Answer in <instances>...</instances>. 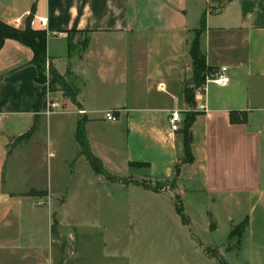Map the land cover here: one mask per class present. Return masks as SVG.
<instances>
[{
    "label": "crops",
    "instance_id": "crops-1",
    "mask_svg": "<svg viewBox=\"0 0 264 264\" xmlns=\"http://www.w3.org/2000/svg\"><path fill=\"white\" fill-rule=\"evenodd\" d=\"M29 12L31 26L45 31L47 62L76 91L73 100L57 86L44 91L35 110L36 95L47 83L35 79L31 49L3 39L0 259L136 264L142 231L130 226L147 220L164 227L159 232L148 228L146 243L179 254L177 262L161 264H218V257L226 264L235 258L240 264H264V0H0L5 23L22 27ZM38 17L44 18L42 26ZM195 30L208 70L225 65L229 79L195 87L188 104L183 88L191 76L188 50ZM49 98L66 110L44 114ZM199 102L205 110L196 108ZM75 106L87 113L76 114ZM108 108L115 110L116 120L102 117ZM172 108L181 115L175 131L167 122ZM187 110L194 112L190 161L180 129ZM229 110L243 111L244 120L229 121ZM80 120L89 151L114 179L96 173L79 152L74 134ZM42 126L56 138L67 129L72 146L62 159L67 178L57 186L6 184L8 156L30 143ZM30 128L27 139L17 138ZM48 154L59 153L50 149ZM29 189L45 192L29 194ZM24 195L43 198L46 213L35 212L42 204L24 202ZM122 195L130 222L124 249L116 246V234L107 241L104 224L107 215L123 218ZM107 204L112 209L107 211Z\"/></svg>",
    "mask_w": 264,
    "mask_h": 264
},
{
    "label": "rangeland",
    "instance_id": "rangeland-1",
    "mask_svg": "<svg viewBox=\"0 0 264 264\" xmlns=\"http://www.w3.org/2000/svg\"><path fill=\"white\" fill-rule=\"evenodd\" d=\"M85 32H78V34L84 35ZM211 71H206L205 74H209ZM58 101V99H55ZM45 114V113H44ZM71 139L65 128L59 138H56L52 132L48 129L45 131L42 126L41 129H38L32 141L26 145L20 146L18 149L13 150L8 156V159L3 168V176L6 184L14 188H27L34 185L45 186V183L52 184L57 186L65 181L68 174V165H64L62 159L67 153V150L71 149ZM58 150L56 156L51 157L48 154V150ZM125 195H122L123 204L121 205L123 218L116 220L110 219L109 216H106L105 231L107 235V241L110 240L113 242V236L116 234V239L118 242L116 246H122L126 248V242L128 240V225L129 221H126L124 218V213L128 211V205L125 204ZM38 198L32 197L30 195H24L22 201L30 202ZM44 202L43 198H39ZM41 203V204H42ZM47 204L38 205L35 212H44L46 213ZM107 211L112 209V206L106 205ZM130 228L138 229L142 231V235L138 237V261L136 264H161V263H174L177 262L178 253L167 252L166 249L159 244H152L150 246L145 241V232L148 228L152 231L159 232L164 227L161 224V221H147V220H138L133 221ZM93 228L92 230H94ZM96 231V230H94ZM113 235V236H111ZM235 238L233 237L228 241V244L231 245V248L234 246ZM90 248L91 251H95V246L97 244V235L92 231L90 237ZM107 242V245L108 243ZM109 246V245H108ZM7 256V255H6ZM227 258H230L231 254L226 252ZM232 257V256H231ZM230 260V259H229ZM232 264H240L239 259H231ZM0 264H21L20 261L16 260L12 256L8 255L4 260L0 259Z\"/></svg>",
    "mask_w": 264,
    "mask_h": 264
},
{
    "label": "trees",
    "instance_id": "trees-1",
    "mask_svg": "<svg viewBox=\"0 0 264 264\" xmlns=\"http://www.w3.org/2000/svg\"><path fill=\"white\" fill-rule=\"evenodd\" d=\"M30 19V12L26 15L24 19V23L22 27H16L11 24L5 23L0 20V45L5 37L13 38L24 45L28 46L31 49L32 56L31 62L35 65L36 68V76L35 79L43 82L46 81L47 88L49 90L53 89L57 86L61 89L62 93L68 96L71 100L74 99V94L76 91V87L70 81H68L64 75L59 74L56 69L47 62L46 52H45V31L42 28H34L29 24ZM204 24V16L201 15L200 18V26L202 28ZM86 40V38H85ZM189 56L191 59V76L186 80L183 93L185 101L188 104H192V96H193V89L200 85L205 77L206 71H209L205 65L204 55L199 49L198 45V30H195V33L191 39L190 46H189ZM45 89H41L36 95V101L33 104V108L35 110L38 109L39 104L43 98V93ZM194 112L191 110H187L184 113V117L182 119L181 125V132L183 138V149L185 154V160H191V152H190V131L189 125L193 119ZM228 119L231 122L243 121L244 114L241 110H229L228 112ZM31 133V128L20 134L17 138L18 139H27ZM75 140L79 145V152L83 153L86 157L87 161L91 165L92 169L96 173H100L104 175L108 179H114V176L110 175L101 164V161L94 156L88 148V144L83 132L82 128V120H80L76 125V130L74 134ZM125 181V180H124ZM134 182H138L137 180H132ZM156 188V186H154ZM43 189H29V194H44ZM177 212L180 213L181 217V210L179 207H176ZM241 223L237 226L233 227L230 232H234L238 230V226L240 227ZM218 264H226L220 257H218Z\"/></svg>",
    "mask_w": 264,
    "mask_h": 264
},
{
    "label": "built area",
    "instance_id": "built-area-1",
    "mask_svg": "<svg viewBox=\"0 0 264 264\" xmlns=\"http://www.w3.org/2000/svg\"><path fill=\"white\" fill-rule=\"evenodd\" d=\"M37 22L39 26H42L44 24V18L38 17ZM13 23L15 24L19 23V18H14ZM29 24L30 25L33 24L32 18L29 19ZM228 79L229 77L228 74L226 73V66L221 65L217 70L209 74H205L203 82L200 85H198L195 89L196 90L200 89L201 85L206 82H212L215 84H225L228 81ZM48 90L49 89L46 86L45 92L47 93ZM196 108L198 110H205V105L203 104V102H199L196 105ZM56 110L65 111L66 109L64 108V105L61 102H58L57 100L51 98L47 99L46 106L42 110V112L48 114ZM72 111L78 115H84L87 113V110L85 108L79 106H75ZM102 117L106 120L114 121L117 119V114L115 110L108 108L102 111ZM180 121H181V115L179 109L177 108L170 109L167 115L168 129L171 131L177 130L180 127ZM41 203H42L41 199L38 198L35 200V204H41Z\"/></svg>",
    "mask_w": 264,
    "mask_h": 264
}]
</instances>
